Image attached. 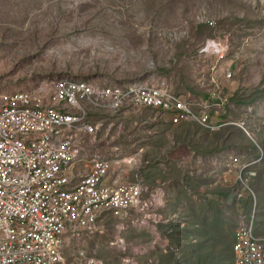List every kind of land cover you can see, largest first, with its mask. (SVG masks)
I'll return each instance as SVG.
<instances>
[{
	"label": "rangeland",
	"instance_id": "1",
	"mask_svg": "<svg viewBox=\"0 0 264 264\" xmlns=\"http://www.w3.org/2000/svg\"><path fill=\"white\" fill-rule=\"evenodd\" d=\"M47 79L102 85L165 80L177 93L223 100L211 132L195 123L164 122L150 139L133 141L136 149H148L146 163L129 176L137 173L163 188L162 216H170V227L131 226L122 234V251L110 246L117 221L107 217L102 233L83 238L88 258L103 264H232L238 214L254 215L255 232L264 236V0H0V92ZM253 144L261 164L254 161ZM213 150L240 161L232 174L215 173L224 187L194 165L192 151L207 157ZM243 166L245 185L236 180ZM155 232L162 247L179 244L177 258L152 251ZM76 244L70 241L66 254L81 264ZM141 245L147 251L138 255Z\"/></svg>",
	"mask_w": 264,
	"mask_h": 264
},
{
	"label": "built area",
	"instance_id": "2",
	"mask_svg": "<svg viewBox=\"0 0 264 264\" xmlns=\"http://www.w3.org/2000/svg\"><path fill=\"white\" fill-rule=\"evenodd\" d=\"M217 98L213 103L191 92L177 93L165 80L102 85L47 79L29 89L0 92V264H73L66 254L73 240L81 264H103L81 248L83 238L102 233L107 217L117 221L110 246L122 251V234L131 226L168 228L163 188L137 173L129 176L146 163L148 149H136L133 141L150 139L164 122L215 128L216 107L223 105ZM192 153L195 167L212 172L215 185L222 182L219 171L232 174L240 165L238 157L224 152ZM245 167L236 177L244 185ZM235 223L232 264H264V236L255 232V216L238 214ZM155 235L152 251L179 256L176 241L162 247ZM145 251L141 245L137 254Z\"/></svg>",
	"mask_w": 264,
	"mask_h": 264
},
{
	"label": "trees",
	"instance_id": "3",
	"mask_svg": "<svg viewBox=\"0 0 264 264\" xmlns=\"http://www.w3.org/2000/svg\"><path fill=\"white\" fill-rule=\"evenodd\" d=\"M180 125L187 126V125H192V124H191V122H188V123H182V124H180ZM180 125H178V126H180ZM195 125H196V123H195ZM197 125H198V124H197ZM239 130H240V129H239ZM206 131H210V130H209L208 128H206ZM240 131H241V130H240ZM210 132H211V131H210ZM253 146H254V148H253V149H254V151H253L254 155H253V156H254L255 159H256V158L260 157V154H259V152H258V150H257V149H259V148L256 147L255 144H253ZM216 151H217V150H216ZM216 151L213 150V151H211V152H214V153H215ZM261 161H262V160H260V164H261ZM255 167H256V166L251 167V169H250L249 171H253V170H255ZM249 168H250V167H248L247 169H249ZM253 172L255 173V171H253ZM218 185H220V187L223 186V185H221V183H220V184H217V186H218ZM215 186H216V185H215ZM223 187H224V186H223ZM236 192H237V191H236ZM236 192L234 193V192L232 191V193H234V196H233V197H234L235 199H239V198L237 197V195H236ZM227 196H228V195H227ZM216 205H217V204H216ZM220 206H221V205H217L216 210H219L218 207L220 208ZM235 226H236V224H235ZM233 243H234V242H233ZM232 246H233V244H232ZM231 250H232V248H231Z\"/></svg>",
	"mask_w": 264,
	"mask_h": 264
},
{
	"label": "crops",
	"instance_id": "4",
	"mask_svg": "<svg viewBox=\"0 0 264 264\" xmlns=\"http://www.w3.org/2000/svg\"><path fill=\"white\" fill-rule=\"evenodd\" d=\"M213 179V178H212ZM213 182H214V180H213ZM166 209V208H165ZM164 209V210H165ZM164 212H162V214H163ZM180 215H184V214H180ZM165 219H169L170 220V216H169V218H166L165 216H163ZM184 220V219H183ZM186 222H187V220H186ZM169 227H170V225H169ZM168 255H170V254H168ZM170 256H172V255H170ZM174 257V256H173ZM175 258V257H174Z\"/></svg>",
	"mask_w": 264,
	"mask_h": 264
}]
</instances>
